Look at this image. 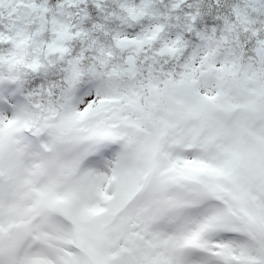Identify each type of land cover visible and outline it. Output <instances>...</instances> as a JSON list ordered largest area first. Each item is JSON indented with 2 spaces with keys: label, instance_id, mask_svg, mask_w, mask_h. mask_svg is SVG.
Here are the masks:
<instances>
[{
  "label": "snow or ice",
  "instance_id": "snow-or-ice-1",
  "mask_svg": "<svg viewBox=\"0 0 264 264\" xmlns=\"http://www.w3.org/2000/svg\"><path fill=\"white\" fill-rule=\"evenodd\" d=\"M0 264H264V0H0Z\"/></svg>",
  "mask_w": 264,
  "mask_h": 264
}]
</instances>
